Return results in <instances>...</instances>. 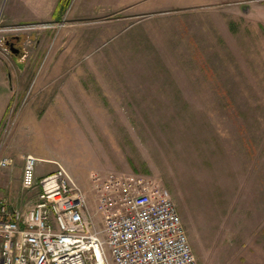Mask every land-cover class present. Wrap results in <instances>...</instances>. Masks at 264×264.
I'll use <instances>...</instances> for the list:
<instances>
[{"label":"rangeland","instance_id":"1","mask_svg":"<svg viewBox=\"0 0 264 264\" xmlns=\"http://www.w3.org/2000/svg\"><path fill=\"white\" fill-rule=\"evenodd\" d=\"M165 1L182 8L0 0V160L13 159L0 198L21 208L36 195L22 184L34 154L38 177L68 169L102 229L95 177H147L175 201L199 264H264V0Z\"/></svg>","mask_w":264,"mask_h":264},{"label":"built area","instance_id":"2","mask_svg":"<svg viewBox=\"0 0 264 264\" xmlns=\"http://www.w3.org/2000/svg\"><path fill=\"white\" fill-rule=\"evenodd\" d=\"M28 154L22 184L38 188L25 207L0 198V264H199L173 198L147 177H95L98 212L68 169L36 175ZM11 157L0 167L12 165Z\"/></svg>","mask_w":264,"mask_h":264},{"label":"crops","instance_id":"3","mask_svg":"<svg viewBox=\"0 0 264 264\" xmlns=\"http://www.w3.org/2000/svg\"><path fill=\"white\" fill-rule=\"evenodd\" d=\"M146 3H150V5H146L145 7H141L140 9L137 10V14H149V13H153V12H179V10L182 8V6H179L177 8H172L167 6L166 7H158L157 5H155V2H162V0H144ZM167 4H171V2L173 3V5L176 6V4H180L179 0H172V1H165ZM153 4V5H151ZM172 6V5H171Z\"/></svg>","mask_w":264,"mask_h":264},{"label":"flooded vegetation","instance_id":"4","mask_svg":"<svg viewBox=\"0 0 264 264\" xmlns=\"http://www.w3.org/2000/svg\"><path fill=\"white\" fill-rule=\"evenodd\" d=\"M6 45L9 47L11 51V58L16 63V65L19 67L15 60V56L24 57L26 51L24 49V46L21 43V36L19 35H12L11 37H7L6 39ZM24 65V67L27 66V63L24 61H21ZM20 68V67H19ZM21 69V68H20Z\"/></svg>","mask_w":264,"mask_h":264},{"label":"water","instance_id":"5","mask_svg":"<svg viewBox=\"0 0 264 264\" xmlns=\"http://www.w3.org/2000/svg\"><path fill=\"white\" fill-rule=\"evenodd\" d=\"M14 58H15L17 64L19 65V67L22 69V68L24 67V65H23V63L19 60V56L16 55Z\"/></svg>","mask_w":264,"mask_h":264}]
</instances>
